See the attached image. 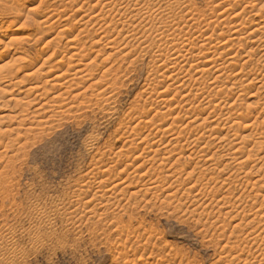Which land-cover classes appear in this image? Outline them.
Listing matches in <instances>:
<instances>
[{"label":"rangeland","instance_id":"374dc122","mask_svg":"<svg viewBox=\"0 0 264 264\" xmlns=\"http://www.w3.org/2000/svg\"><path fill=\"white\" fill-rule=\"evenodd\" d=\"M26 1L0 0V264H264V0Z\"/></svg>","mask_w":264,"mask_h":264},{"label":"bare ground","instance_id":"6f19581e","mask_svg":"<svg viewBox=\"0 0 264 264\" xmlns=\"http://www.w3.org/2000/svg\"><path fill=\"white\" fill-rule=\"evenodd\" d=\"M100 1H103L104 3H106L105 5H108V4L112 3L113 1H114L113 3L119 4V2L121 3V2H125V1H131V0H100ZM140 1H141V0H136L135 3L138 2V4H139ZM32 2H33V0H29V1H26V4H32ZM133 2H134V1H132V3H133ZM104 3H103V4H104ZM121 4H123V3H121ZM111 5H113V4H111ZM114 5H115V4H114ZM146 5H147V4H146ZM107 7H108V6H107ZM126 9H127V8H126ZM117 10H118V9H117ZM244 10H245V9H244ZM120 11H121V10H120ZM128 11H129V10H128ZM116 12H117V11H116ZM126 12H127V11H126ZM126 12H125V13H126ZM221 13H223V12H221ZM224 13H225V12H224ZM99 14H100V13H99ZM131 14H132V13H131ZM97 15H98V14H97ZM133 15H134V14H133ZM222 15H223V14H222ZM115 16H117V15H115ZM158 17H159V16H158ZM233 18H234V17H233ZM97 19H99V18H97ZM223 20H224V19H223ZM227 20H228V19H227ZM43 21H44V20H43ZM118 21H119V20H118ZM229 21H230V20H229ZM229 21H228V22H229ZM258 22H259V21H258ZM42 23H43V22H42ZM87 23H88V22H87ZM246 23H247V22H246ZM239 24H240V23H239ZM239 24H238V25H239ZM242 24H244V23H242ZM121 25H122V24H121ZM149 25H150V24H149ZM206 25H207V24H206ZM235 25H236V24H235ZM176 26H177V25H176ZM212 26H213V25H212ZM237 27H238V26H237ZM239 27H240V26H239ZM262 27H263V26H262ZM1 28H2V27H1ZM240 29H241V28H240ZM122 30H123V29H122ZM237 30H238V29H237ZM237 30H235V31H237ZM255 30H257V29H255ZM11 31H12L11 27H10L9 29H8V28H2V29H0V46L5 47L6 49L9 47V45H10L9 43H13V42H12V39H11V40H10V39H6L4 36H6V33L11 32ZM102 31H104V30H102ZM44 32H45V31H44ZM197 32H198V31H197ZM251 32H252V31H251ZM253 32H255V31H253ZM253 32H252V34L248 33V35H254ZM98 33H99V32H98ZM107 33H108V32H107ZM177 33H178V32H177ZM206 33H207V32H206ZM234 33H238V32H233V34H234ZM204 35H205V34H204ZM248 35H247V36H248ZM199 36H200V35H199ZM236 36H237V35H236ZM236 36H235V38H237ZM238 36H239V33H238ZM109 37H110V36H109ZM201 37H202V36H201ZM242 37H243V36H242ZM250 37H251V36H250ZM96 38H97V37H96ZM203 38H204V36H203ZM206 38H208V37H206ZM235 38H234V39H235ZM244 38H245V37H244ZM244 38H243V39H244ZM74 39H76V38H74ZM103 39H104V38H103ZM230 39L232 40L233 38H230ZM234 39H233V40H234ZM248 39H249V38H248ZM104 40H105V39H104ZM104 40H103V42H104ZM169 40H170V39H169ZM197 40H198V39H197ZM203 40H204V39H203ZM208 40H210V39H208ZM208 40H207V43H206L205 41H203V42H204V45H203L204 48H206L205 46H209V45L211 44V42H208ZM231 40H230V42H232ZM239 40H240V39H239ZM112 41H113V39H112ZM226 41H227V40H226ZM226 41H225V43H223V42L221 41L223 44H222V45L220 44L221 46H220V45H219V46H220V49L222 48V49H224V50H226V48H229V50H228L227 53L225 54L226 56H227V55H229V56H228V58L225 60V62H221V63H222V65H224V64H226V63H227V65H229V64H233V65H234V63L237 64V60H236V59H237V55H236V54H235V55H231L233 49H235V46H233V44H232V46H231L230 44L227 46V45H226V44H227ZM236 41H237V40H235V42H236ZM71 42H73V41H68V43L72 44ZM107 42H108V40H107ZM213 42H214V41H213ZM217 42H218V41H217ZM238 42H239V41H237V43H238ZM249 42H250V41H249ZM233 43H234V41H233ZM111 44H114V41H113V43H111ZM190 44H192V43H190ZM193 44H194V43H193ZM234 44H235V43H234ZM174 45H175V44H174ZM237 45H239V44H237ZM7 46H8V47H7ZM215 46H217V44H215ZM73 47H74V46H73ZM111 47H114V46L111 45ZM185 47H186V46H185ZM196 47H197V46H196ZM237 47H238V46H237ZM239 47H240V46H239ZM71 48H72V46H71ZM187 48H188V47H187ZM209 48H210V46H209ZM211 48H212L213 50L215 49V48H213V45L211 46ZM216 48H218V47H216ZM72 49H73V48H72ZM206 49H207V48H206ZM7 50H10V49H7ZM191 50H192V49H191ZM209 50H210V49H208L207 52H208ZM215 50H217V49H215ZM215 50H214V52H215ZM231 50H232V51H231ZM19 52H20V51H19ZM77 52H78V50H77ZM187 52H188V51H187ZM221 52H222V51H221ZM9 53L12 54V58H13V56H15V55L18 54V50H12L11 52L8 51V54H9ZM21 53H22V52H21ZM170 53H171V52H170ZM203 53L205 54V52H203ZM208 53H209V52H208ZM223 53H224V52H222V53H218V54H223ZM4 54H5L4 52H2V53L0 54V62H2L1 59L4 57ZM179 54H180L179 51H177V52H172V53L170 54L171 56L168 55V59H169L170 57H173V56H174L173 59H174V60H178V59L181 57L182 60H181V61H177V62H179V63L176 62L175 64L178 65V64H180V63H183L184 66L186 65V66L190 67V66H191V63H190L189 65H188V63H189L191 60H189V58L185 57V55L179 57ZM199 54H200V52H199ZM204 54H203V55H204ZM18 55H19V54H18ZM21 55H22V54H21ZM23 55H24V54H23ZM206 55H207V54H206ZM223 55H224V54H223ZM223 55H222L220 58H222ZM162 56H165V54L162 55ZM169 56H170V57H169ZM208 56L210 57V55H208ZM205 57H206V56H205ZM75 58H77V57H75ZM86 58H87V57H86ZM162 58H163V57H162ZM164 58H165V57H164ZM22 59H24V58H22ZM173 59L171 58L170 61H172ZM193 59H194V58H193ZM202 59L204 60V58H202ZM13 60H15V58H14ZM25 60H26V59H25ZM94 60H95V59H94ZM216 60H217V59H216ZM216 60L210 57L209 59L207 58L206 61H204L203 64L206 66V68H207V67L211 68V66H212L213 68H211V69H214V64L217 63ZM220 60H221V59H220ZM220 60H218V61H220ZM16 61H17V60H16ZM194 61H195V60H194ZM196 61H197V60H196ZM223 61H224V60H223ZM163 62H164V61H163ZM191 62H192V61H191ZM168 63H169V62H168ZM197 63H198V62H197ZM228 63H229V64H228ZM248 63H249V62H248ZM17 64H18V63H17ZM165 64H166V62H165ZM170 64H171V62H170ZM172 64H174V63H172ZM198 64H201V63H198ZM196 65H197V64H196ZM218 65H219V64H218ZM245 65H246V61L243 62V64L240 65V66H242L243 68H246ZM9 66H10V65H8L7 63H6V64L4 63L3 65L0 66V92L4 91L3 88H2V87H4V86H6L7 88L12 87L13 85H14V86H17V83H18V82L15 83V82L13 81V79L15 78L14 76H15V74H16L17 71L14 70V69H12V68L9 67ZM16 66H17V65H16ZM178 66H179V65H178ZM186 66H185V67H186ZM197 66H198V65H197ZM201 66H202V65H201ZM224 66H226V65H224ZM224 66H222V67H224ZM244 66H245V67H244ZM171 67H172V66H171ZM179 67H180V66H179ZM216 67H217V66H216ZM216 67H215V68H216ZM236 67H238V66H236ZM242 67H241V69H243ZM13 68H14V67H13ZM19 68H20V67H19ZM173 68H174V67H173ZM180 68L183 69L182 66H181ZM201 68H202V67H201ZM206 68H205V69H206ZM17 69H18V68H17ZM174 69H175V68H174ZM190 69H191V68H190ZM211 69L208 70V68H207V69L205 70V72H206V71H210ZM221 69H223V68L219 67L218 69H216V72L219 73V71H221ZM238 69H239V68H238ZM13 70L16 71V72H14ZM79 70H80V69H79ZM178 70H179V69H178ZM67 71H68V70H67ZM93 71H94V70H93ZM179 71H181V70H179ZM202 71L204 72L203 69H202ZM232 71L234 72V70H232ZM240 71H241V70H239L238 72L236 71V72L240 74ZM243 71H245V69H243ZM18 72H19V69H18ZM77 72H78V71H77ZM77 72H76V73H77ZM80 72H81V71H80ZM186 72H187V71H186ZM199 72H201V70H200ZM203 72H202V73H203ZM214 72H215V71H214ZM214 72H213V73H214ZM37 73H38V72H37ZM207 73H208V72H207ZM245 73H246V72H245ZM104 74H105V73H104ZM241 74H242V73H241ZM35 75H36V74H35ZM35 75H34V76H35ZM60 75H61V74H60ZM75 75H76V74H75ZM218 75H219V74H218ZM236 75H237V74H236ZM243 75H244V74H243ZM36 76H37V75H36ZM234 76H235V75H234ZM240 76H241L240 78H242V75H240ZM244 76H245V75H244ZM27 77H28V76H27ZM37 77H38V76H37ZM215 77H216V76H215ZM245 77H247V76H245ZM35 78H36V77H35ZM57 78H59V76H58ZM173 78H174V77H173ZM218 78H219V77H218ZM240 78H239V79H240ZM79 79H80V78H79ZM237 79H238V78H237ZM239 79H238V80H239ZM260 79H261V78H260ZM31 80H32V79H31ZM241 80H242V79H241ZM178 81H179V80H178ZM243 81H244V80H243ZM13 82H14V83H13ZM37 82H38V81H37ZM79 82H80V81H79ZM83 82H85V81H83ZM193 82H194V81H193ZM241 82H242V81H241ZM198 83H199V82H198ZM234 83H236V82H234ZM40 84H41V83H40ZM61 84H62V83H61ZM63 84H64V83H63ZM65 84H66V83H65ZM196 84H197V83H196ZM196 84H195V85H196ZM242 84H243V83H242ZM42 85H43V84H42ZM169 85H170V84H169ZM174 85H175V84H174ZM236 85H237V84H236ZM247 85H248V84H247ZM261 85H262V84H261ZM261 85H260V86H261ZM178 86H179V85H178ZM187 86H189V85H187ZM200 86H203V85H200ZM244 86H245V85H244ZM6 87H5V88H6ZM43 87H44V86H43ZM205 87H206V85H205ZM263 87H264V83H263ZM263 87H262V88H263ZM30 88L33 89V90H37V92L39 93V92H40V89H41L42 87H41V86H40V87H39V86H36L35 88H34V87H30ZM30 88H29V89H30ZM45 88H46V87H45ZM150 88H151V87H150ZM188 88H189V87H188ZM199 88H200V87H199ZM215 88H216V87H215ZM259 88H260V87H259ZM148 89H149V88H148ZM192 89H193V88H192ZM201 89H202V88H201ZM201 89H200V90H201ZM165 90H166V89H165ZM183 90H184V89H183ZM200 90L197 89L196 91H199V92H200ZM202 90H203V89H202ZM210 90H211V88H210ZM212 90H213V89H212ZM212 90H211V91H212ZM26 91H27V90H26ZM29 91H30V90H29ZM31 91H32V90H31ZM145 91H146V90H145ZM153 91H154V90H153ZM215 91H216V90H215ZM215 91H214V92H215ZM221 91H222V90H221ZM5 92H6V91H5ZM5 92H4V93H5ZM9 92H10V90H9ZM11 92H12V91H11ZM33 92H34V91H33ZM47 92H48V91H47ZM155 92H156V91H155ZM165 92H166V91H165ZM184 92H185V91H184ZM191 92H192V91H191ZM219 92H220V90H219ZM222 92H223V91H222ZM222 92H221V93H222ZM6 93H7V92H6ZM34 93H36V92H34ZM40 93H41V92H40ZM43 93H45V92H43ZM162 93H163V90H162ZM162 93H161V94H162ZM166 93H167V92H166ZM179 93H181V92H179ZM188 93H189V92H188ZM202 93H203V92H202ZM204 93H205V94H201V95H207V94H206V91H205ZM207 93H208V95H209V92H207ZM221 93H220V95H221ZM31 94H32V93L29 92V95H30V96H31ZM41 94H42V93H41ZM152 94H153V93H152ZM156 94H157V93H156ZM190 94H191V93H190ZM228 94H229V93H226L225 96H220V95H218V93L216 92V93L213 94L214 97H212V98H211L210 96L207 97V99H209V100H208V102H206V103H208V105H211V104H212V106H214L217 110L220 109V110H222L221 112H224V110L230 108V106H229V103H230L229 101H230V100L228 99ZM4 95H5V94H4ZM7 95H8V94H7ZM29 95H28V96H29ZM38 95H40V94H38ZM42 95H44V94H42ZM60 95H61V94H60ZM150 95H151V94H150ZM196 95H197V94H196ZM213 95H211V96H213ZM223 95H224V94H223ZM1 96H2V95H1ZM1 96H0V98H1ZM30 96H29V97H30ZM40 96H41V95H40ZM46 96H47V95H46ZM61 96H62V95H61ZM3 97H4V96H3ZM151 97H152V96H151ZM153 97H154V96H153ZM157 97H158V96H157ZM160 97H161V96H160ZM184 97H185V96H184ZM187 97H188V96H187ZM190 97H191V96H190ZM219 97H220V98H219ZM35 98H36V96H35ZM46 98H47V97H46ZM203 98H205V96H204ZM218 98H219V99H218ZM1 99H2V98H1ZM33 99H34V98H33ZM191 99H192V98H191ZM205 99H206V98H205ZM207 99H206V100H207ZM217 99H218V101H217ZM3 100H4V99H3ZM20 100H21V99H20ZM147 100H148V99H147ZM26 101H27V100H26ZM29 101H31V100H29ZM33 101H34V100H33ZM33 101H32V102H33ZM35 101L37 102L36 99H35ZM47 101H48V100H47ZM158 101H159V100H158ZM158 101H157V102H158ZM190 101H191V100H190ZM192 101H193V99H192ZM198 101H199L200 103H202L200 100H198ZM215 101H217V102H215ZM19 102H20V101H19ZM23 102H24V101H23ZM39 102H40V101H39ZM188 102H189V101H188ZM204 102H205V101H204ZM214 102H215V103H214ZM17 103H18V102H17ZM17 103H16V104H17ZM24 103H25V102H24ZM28 103H29V102H28ZM18 104H20V103H18ZM31 104H32V103H31ZM187 104H188V103H187ZM191 104H192V103H191ZM25 105H26V104H25ZM27 105H29V104H27ZM44 105H45V104H44ZM198 105H199V104H198ZM206 105H207V104H206ZM19 106H20V105H19ZM19 106H18V107H19ZM23 106H24V104H23ZM193 106H194V105H193ZM13 107H16V106H13ZM25 107H26V106H25ZM25 107H23V108H25ZM50 107H51V106H50ZM180 107H181V106H180ZM208 107H209V106H208ZM258 107H259V106H258ZM212 108H213V107H212ZM38 109H39V108H38ZM38 109H37V111H38ZM208 109H209V108H208ZM216 109H215V110H216ZM262 109H264V108H262ZM13 110H14V109H13ZM15 110H16V109H15ZM39 110H40V109H39ZM53 110H54V109H53ZM192 110H193V108H192ZM211 110H213V109H211ZM211 110H209V111H211ZM260 110H261V109H260ZM21 111H22L23 113L26 112V110L24 111V110H22V109H21ZM205 111H207V108H206ZM205 111H203V112H205ZM245 111H248V110H245ZM27 112H28V110H27ZM198 112H199V111H198ZM221 112H220V113H221ZM237 112H238V111H237ZM240 112H242V111H240ZM258 112H259V111H258ZM192 113H194V111H193ZM201 113H202V112H200V114H201ZM211 113H213V112H211ZM243 113H245V112H243ZM248 113H251V111H250V112H249V111L246 112V115H245V116H244L243 114H238V115H240V116H239V117H236V120H238V121H237V122H238L237 124H239V123L241 124L242 122H245V124H246V122H250V123L252 124V126H253V124L257 122V120L259 119V117L262 116L261 114H263L262 112L257 113V115L259 114V117L256 116V118H255V116H253V115L251 116L250 114L248 115ZM149 114H150V113H149ZM195 114H197V112H195ZM202 114H205V113H202ZM214 114H215V113H214ZM25 115H26V113H25ZM197 115H198V114H197ZM208 115H210V112H209ZM211 115H213V114H211ZM211 115H210V116H211ZM215 115H216V117H218L217 114H215ZM218 115H219V114H218ZM236 115H237V114H236ZM23 116H24V115H23ZM23 116H22V117H23ZM36 116H39V115H36ZM161 116H162V115H161ZM201 116H203V115H201ZM221 116H222V115H221ZM24 117H25V116H24ZM39 117H40V116H39ZM39 117H37V118H39ZM191 117H192V116H191ZM205 117H206V116H205ZM207 117H208V116H207ZM212 117H213V116H212ZM212 117H211V118H212ZM216 117H215V118H216ZM198 118H199V117H197V118L194 119V120L192 119V121L189 122V125H190V126H193V127H196V128H197V127H198V128L203 127L204 125L202 126L201 124H199V119H198ZM200 118H201V117H200ZM215 118H214V119H215ZM254 118L256 119V121L254 120ZM21 119H22V118H21ZM23 119H24V118H23ZM27 119H28V118H27ZM11 120H12V119H11ZM153 120H154V119H153ZM203 120H204V118H203ZM252 120H253V121H252ZM18 121H19V120H18ZM149 121H150V120H149ZM204 121L206 122V118H205ZM204 121H203V122H204ZM208 121H210V120H208ZM213 121H215V120H213ZM213 121H212V122H213ZM251 121H252V122H251ZM259 121H260V120H259ZM22 122H23V120H22ZM24 122H25V121H24ZM34 122H35V121H34ZM217 122H219V121H217ZM220 122H221V121H220ZM235 122H236V121H235ZM20 123H21V122H20ZM207 123H208V122H207ZM39 124H40V123H39V121H38V125H39ZM151 124H152V123H151ZM154 124H155V123H154ZM197 124H199V125H197ZM202 124H204V123H202ZM218 124H219V123H218ZM218 124L216 123L215 125H218ZM237 124H236V125H237ZM251 124H248L249 127L251 126ZM256 124H257V123H256ZM259 124H260V123H259ZM261 124H264V121H262ZM40 125H41V124H40ZM205 125H207V124H205ZM212 125H213V123H212ZM241 125H242V124H241ZM248 125H246V126H248ZM20 126H21V125H20ZM136 126H137V125H136ZM152 126H153V125H152ZM171 126H172V125H171ZM210 126H211V125H210ZM229 126H230V125H229ZM232 126H233V125H232ZM246 126H244V127H246ZM252 126H251V127H252ZM172 127H173V126H172ZM172 127H171V128H169V127L167 128V127H166L167 129H162V130H163V133L166 131L167 134H168V133L170 132V130H171V132H172V131H173V128H174V127H173V128H172ZM211 127H212V126H211ZM259 127H260V126H259ZM158 128H159V127H158ZM209 128H210V127H209ZM215 128H217V127H215ZM229 128H232V127H229ZM255 128H256V127H255ZM25 129H28V128H25ZM191 129H192V127H191ZM193 129H194V128H193ZM206 129H207V128H206ZM221 129H222V128H221ZM244 129H245V128H244ZM13 130H14V129H13ZM30 130H31V129H30ZM159 130H160V129H159ZM194 130H195V129H194ZM208 130H209V129H208ZM208 130H207V131H208ZM215 130H217V129H215ZM218 130H219V129H218ZM222 130H224V129H222ZM18 131H19V130H18ZM27 131H29V130H27ZM31 131H32V130H31ZM136 131H137V130H136ZM174 131H175V130H174ZM211 131H212V130L210 129V132H211ZM220 131H221V130H220ZM190 132H191V130H190ZM10 133H11V132H10ZM24 133H25V132H24ZM214 133H215V131H214ZM216 133H218V131H217ZM262 133H264V131H263ZM139 134H140V133H139ZM139 134H138V135H139ZM180 134H182V132H181ZM140 135H141V134H140ZM171 135H172V134H171ZM2 136H3V135H2ZM209 136H210V135H209ZM211 136H212V135H211ZM262 136H263V135H262ZM148 137H149V136H148ZM203 137H204V136H203ZM207 137H208V136H207ZM224 137H226V135H225ZM224 137H222V139H223ZM228 137H229V136H228ZM21 138H22V137H21ZM216 138H217V137H216ZM226 138H227V137H226ZM226 138H225V139H226ZM14 139H15V138H14ZM16 139H17V138H16ZM212 139H213V138H212ZM225 139H224V140H225ZM10 140H11V139H10ZM18 140H19V139H18ZM142 140H143V139H142ZM200 140H201V139H200ZM14 141H16V140H14ZM14 141H13V142H14ZM132 141H135V140L133 139ZM132 141H131V142H132ZM207 141H208V140H207ZM129 142H130V141H129ZM10 143H11V142H10ZM148 143H149V142H147V144H148ZM205 143H206V142H205ZM263 143H264V142H263ZM139 144H140V143H139ZM12 145H13V144H12ZM12 145H11V146H12ZM204 145H206V144H204ZM207 145H208V144H207ZM207 145H206V146H207ZM256 145H257V144H256ZM259 145H260V144H259ZM149 146H150V145H149ZM224 146H226V145H224ZM224 146H223V147H224ZM167 147H169V146H167ZM176 147H179V146H176ZM220 147H221V146H220ZM254 147H255V146H254ZM257 147H258V146H257ZM257 147H256V148H257ZM147 148H148V147H147ZM180 148H181V147H180ZM200 148H201V147H200ZM203 148H205V147H203ZM149 149H151V148H149ZM175 149L178 150L179 148H178V149L175 148ZM175 149H174V150H175ZM182 149H183V148H182ZM201 149H202V148H201ZM145 150H146V149H145ZM180 150H181V149H180ZM203 150H204V149H203ZM203 150H202V151H203ZM222 150H223V149H222ZM241 150H242V149H241ZM171 151H172V150H171ZM171 151H170V152H171ZM239 151H240V150H239ZM194 152H195V151H194ZM194 152H193V153H194ZM240 152H241V151H240ZM121 153H122V151H121ZM172 153H173V152H172ZM172 153H171V154H172ZM179 153H180V154H178V152H177L178 155H182V151H180ZM183 153H185V152H183ZM193 153H192V154H193ZM204 153H205V151H204ZM177 154H176V155H177ZM192 154H190L189 156H186V157L188 158V157L194 156V155H192ZM125 155H126V154H125ZM140 155H141V154H140ZM232 155H233V154H232ZM117 156H118V155H117ZM166 156H167V155H166ZM203 156H204V155H203ZM247 156L249 157V156H251V155H247ZM252 156H253V155H252ZM122 157H124V156H122ZM182 157L184 158L185 156H182ZM186 157H185V158H186ZM229 157H230V156H229ZM240 157H241V156H240ZM248 157H247L246 160H244L245 157H243V160L240 161V162L242 163V162L250 161V160H251V157H249V158H248ZM118 158H119V157H118ZM192 158H193V157H192ZM221 158H222V157H221ZM263 158H264V157H263ZM137 159H138V156H137ZM180 159H181V157H180ZM232 159H233V158H232ZM237 159H238V158H237ZM182 160H184V159H182ZM189 160H193V159H189ZM155 161H157V160H155ZM234 161H236V160H234ZM144 162H145V161H144ZM186 162H187V161H186ZM163 163H164V162H163ZM148 164H149V163H148ZM160 164H161V163H160ZM242 164H243V163H242ZM162 165H163V164H162ZM99 166H100V165H99ZM152 167H153V166H152ZM261 169H262V167H261ZM161 171H162V170H161ZM157 173H158V172H157ZM167 173H168V172H167ZM157 175H158V174H157ZM157 175H156V176H157ZM159 177H160V176H159ZM162 177H163V176H162ZM216 177H218V176H216ZM160 180H161V178H160ZM211 180H212V179H211ZM158 181H159V179H158ZM237 181H238V180H237ZM258 181H259V180H257V182H258ZM156 182H157V181H156ZM156 182H155V183H156ZM162 182H163V181H162ZM155 183H154V184H155ZM126 185H127V184H126ZM147 185H148V184H147ZM151 186H153V185H151ZM196 186H197V185H196ZM126 187H127V186H126ZM190 187H191V186H190ZM239 187H240V186H239ZM241 187H242V186H241ZM149 188H150V187H149ZM192 188H193V187H192ZM192 188H191V189H192ZM194 189H195V188H194ZM259 190H261V188H260ZM126 191H127V190H126ZM227 191H228V190H227ZM136 192H137V191H136ZM136 192H135V193H136ZM133 193H134V192H133ZM174 194H175V193H174ZM240 195H241V194H240ZM259 195H260V194H259ZM125 196H126V195H125ZM144 196H145V195H144ZM245 196H246V195H245ZM168 197H169V196H168ZM170 197H171V195H170ZM174 197H175V196H174ZM202 197H203V196H202ZM263 197H264V196H263ZM171 198H172V197H171ZM254 198H255V197H254ZM227 201H228V200H227ZM218 202H219V201H218ZM109 204H110V203H109ZM169 204H170V203H169ZM218 204H219V203H218ZM226 205H227V204H226ZM231 205H232V204H231ZM230 207H231V206H230ZM231 209H232V208H231ZM219 215H220V214H219ZM215 218H216V217H215ZM208 220H210V219H208ZM253 223H254V222H253ZM223 226H224V225H223ZM260 233H261V232H260ZM255 235H256V234H255ZM260 235H261V234H260ZM255 237L257 238V236H255ZM235 238H236V237H235ZM253 240H254V238H253ZM257 240H258V238H257ZM257 240H256V241H257ZM260 240H261V239H260ZM233 242H234V241H233ZM228 244H229V243H228ZM237 244H238V243H237ZM263 244H264V243H263ZM244 245H245V244H244ZM234 246H235V245H234ZM238 246H239V245H238ZM262 248H263V247H262ZM247 251H248V250H247ZM230 252H231V251H230ZM247 258H248V257H247ZM247 258H246V260H250V259H247ZM219 259H220V258H219ZM256 259H257V258H256ZM238 260H239V259H238ZM246 260H245V261H246ZM262 260H263V259H262ZM262 260H261V262H262ZM227 261H228V260H227ZM249 262H250V263H247V264H253V263H251V261H249Z\"/></svg>","mask_w":264,"mask_h":264}]
</instances>
